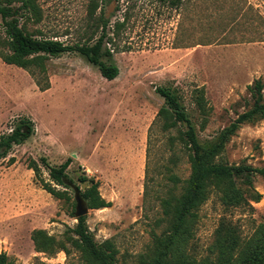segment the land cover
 Listing matches in <instances>:
<instances>
[{"label": "rangeland", "instance_id": "obj_1", "mask_svg": "<svg viewBox=\"0 0 264 264\" xmlns=\"http://www.w3.org/2000/svg\"><path fill=\"white\" fill-rule=\"evenodd\" d=\"M35 1L40 20L23 18L21 23L37 35L67 43L93 26L89 11L94 1L96 15L105 8L112 24L128 9L121 42L126 50L105 58L120 68L113 80L78 52L51 57L46 60L50 88L44 91L37 70L34 75L0 57V137L24 117L35 130L0 158V252H7L13 264H87L66 233L78 224L81 200L96 242H114L117 264H139L154 245L153 233L168 227L162 199L171 190H183L172 176L184 181L191 174L189 151L180 138L187 125L163 128L158 112L165 98L156 88L178 95L201 143L215 141L251 103L248 86L264 80V0H181L175 6L168 0ZM0 34L5 35L1 17ZM70 157L71 199H60L43 188L28 163L35 159L48 180L41 159L59 166ZM222 159L263 166L264 118L243 124ZM83 172L100 182V193L111 206H87L79 191L87 187L78 181ZM254 185L262 199L253 207L228 209L213 193L197 210L187 245L191 256L211 254L224 216L241 226L244 237L264 223V176L256 175ZM37 229L57 240L54 252L36 249L32 234Z\"/></svg>", "mask_w": 264, "mask_h": 264}, {"label": "trees", "instance_id": "obj_2", "mask_svg": "<svg viewBox=\"0 0 264 264\" xmlns=\"http://www.w3.org/2000/svg\"><path fill=\"white\" fill-rule=\"evenodd\" d=\"M16 2L20 4L14 5ZM102 2L108 5L110 0ZM168 2L175 6L181 0ZM96 9L94 1L89 11V15L94 19L93 26L87 29L79 40L67 43L58 38L37 35L21 23L23 18L26 21L32 18L40 20L41 7L35 0H0V17L5 34H0V57L7 64L27 69L34 75L37 70L42 76L36 78L37 84L43 91L50 88L46 60L66 52L82 54L89 63L98 67L103 77L113 80L118 77L120 68L117 64L107 62L105 58L111 60L116 52L126 50L121 49V42L125 37L130 16L126 9L123 16L112 24L110 18L105 16V8L99 16L96 15ZM248 90L251 103L224 128L215 141L203 144L178 95L169 88H156L165 98V104L158 112V117L163 120V128L168 130L180 122L187 125L180 138L189 151L191 174L184 181L176 175L172 176L175 182H182L183 190L180 194L171 190L169 196L162 199L168 227L161 234L153 233L154 245L150 253L141 256L139 264H264V223L258 224L249 236L244 237L241 226L226 216L220 221L209 256L197 259L187 252V245L198 217L197 210L213 193L218 195L228 209L253 207L252 202H260L262 199V194L254 185V178L258 174L264 176V165L253 166L246 162L229 164L222 159L227 142L243 124L264 118V80L256 79L248 86ZM203 98L201 95L198 99L201 107L204 106ZM34 131L30 119H21L10 133L0 137V158L7 157L14 145L23 144ZM41 160L48 170V180L43 178L41 166L35 159L29 161L28 167L34 170L43 188L57 198L70 200L67 180L73 179L69 177L67 170L73 159L70 157L59 166L50 165L46 158ZM11 161H14V158ZM78 181L87 184L85 189L79 188V191L89 208L101 209L111 206V202L101 195L100 182L94 176L83 172ZM66 233L87 264H117L118 251L114 242H96L86 225L85 216L78 217L77 226L67 229ZM32 239L38 251L54 252L55 247L59 245L44 229L34 230ZM61 247L64 246H59L60 249ZM0 264H13L5 251L0 252Z\"/></svg>", "mask_w": 264, "mask_h": 264}, {"label": "water", "instance_id": "obj_3", "mask_svg": "<svg viewBox=\"0 0 264 264\" xmlns=\"http://www.w3.org/2000/svg\"><path fill=\"white\" fill-rule=\"evenodd\" d=\"M87 210H88V208H83L82 201L79 200V203H78V212H77L78 216L79 217L82 216Z\"/></svg>", "mask_w": 264, "mask_h": 264}]
</instances>
